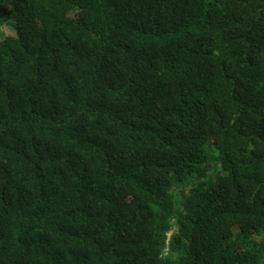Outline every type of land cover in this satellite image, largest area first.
<instances>
[{
    "label": "trees",
    "instance_id": "trees-1",
    "mask_svg": "<svg viewBox=\"0 0 264 264\" xmlns=\"http://www.w3.org/2000/svg\"><path fill=\"white\" fill-rule=\"evenodd\" d=\"M0 264H264V0H0Z\"/></svg>",
    "mask_w": 264,
    "mask_h": 264
}]
</instances>
